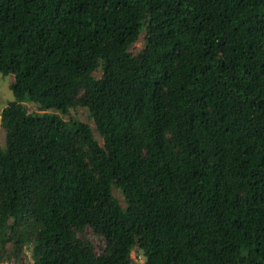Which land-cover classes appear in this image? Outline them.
Wrapping results in <instances>:
<instances>
[{
    "label": "trees",
    "instance_id": "trees-1",
    "mask_svg": "<svg viewBox=\"0 0 264 264\" xmlns=\"http://www.w3.org/2000/svg\"><path fill=\"white\" fill-rule=\"evenodd\" d=\"M9 74L2 263L264 264V0H0Z\"/></svg>",
    "mask_w": 264,
    "mask_h": 264
},
{
    "label": "rangeland",
    "instance_id": "rangeland-1",
    "mask_svg": "<svg viewBox=\"0 0 264 264\" xmlns=\"http://www.w3.org/2000/svg\"><path fill=\"white\" fill-rule=\"evenodd\" d=\"M141 38L142 36L139 38V40L134 44V46L131 49V51L134 54L140 53V51L143 48V39ZM13 81H14V78L10 74L7 76H0V112L2 111L4 107L8 105V103L14 101L13 93L11 91V85ZM23 105L26 108V110L29 112H37V113L44 112L41 110L39 105L34 104L32 102H25ZM49 112L58 114L66 122L73 121V122L80 123V124H87L93 130L94 138L97 140V142L99 143L102 142L100 136L95 131V125L93 121L89 119V114H88L87 109L85 108H77L74 110L72 109V110H69L66 114H61L58 112H54L52 110H50ZM4 138H5V132L1 128V125H0V146L4 145ZM113 196L119 201L122 207H125V203H124L122 195L115 188H113ZM85 238L92 243V245L94 246L97 252L102 249L103 247L102 240L94 237L89 230L85 232ZM6 257L7 255H5L4 253H1L2 259H6ZM130 257L133 260V263L131 264H143L144 263L142 255L137 252L136 248L132 250ZM19 261L22 262L23 264H32L31 252L29 249L23 250V252L19 255ZM0 264H19V263L14 262V261L2 263L0 261Z\"/></svg>",
    "mask_w": 264,
    "mask_h": 264
},
{
    "label": "water",
    "instance_id": "water-1",
    "mask_svg": "<svg viewBox=\"0 0 264 264\" xmlns=\"http://www.w3.org/2000/svg\"><path fill=\"white\" fill-rule=\"evenodd\" d=\"M131 260V263H133V260L132 259H130Z\"/></svg>",
    "mask_w": 264,
    "mask_h": 264
},
{
    "label": "clouds",
    "instance_id": "clouds-1",
    "mask_svg": "<svg viewBox=\"0 0 264 264\" xmlns=\"http://www.w3.org/2000/svg\"><path fill=\"white\" fill-rule=\"evenodd\" d=\"M130 259H131V257H130ZM130 262H131V260H130ZM143 262H144V260H143Z\"/></svg>",
    "mask_w": 264,
    "mask_h": 264
}]
</instances>
